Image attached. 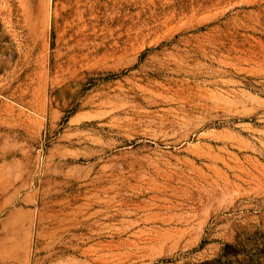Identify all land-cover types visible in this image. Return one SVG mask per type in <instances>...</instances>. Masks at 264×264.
<instances>
[{"label":"rangeland","instance_id":"rangeland-1","mask_svg":"<svg viewBox=\"0 0 264 264\" xmlns=\"http://www.w3.org/2000/svg\"><path fill=\"white\" fill-rule=\"evenodd\" d=\"M0 264H264V0H0Z\"/></svg>","mask_w":264,"mask_h":264}]
</instances>
